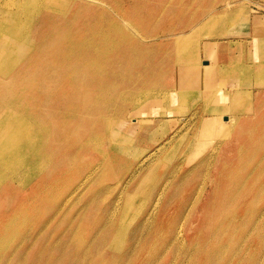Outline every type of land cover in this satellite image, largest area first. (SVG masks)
<instances>
[{"label":"rangeland","instance_id":"374dc122","mask_svg":"<svg viewBox=\"0 0 264 264\" xmlns=\"http://www.w3.org/2000/svg\"><path fill=\"white\" fill-rule=\"evenodd\" d=\"M14 9L23 24L0 29L3 41L14 37L13 50L0 52V80L10 68L20 81L28 72L43 77L50 70L34 58L64 50L72 61L81 52L69 49L83 45L93 54L109 46L100 58L116 84L106 78L109 87L92 92L112 94L104 132L93 122L107 115L92 101L76 107L74 89L62 91L72 106L60 120L68 136L61 122L57 132L41 119L42 101L60 97L54 86L23 105H0V191L4 180L17 184L0 212V264H119L110 258L132 246L125 264H264V62L255 61L264 56V0H18ZM197 84L206 99L194 110ZM16 128L26 131L13 152ZM62 158L69 163L59 169ZM98 223L107 244L90 259Z\"/></svg>","mask_w":264,"mask_h":264},{"label":"bare ground","instance_id":"6f19581e","mask_svg":"<svg viewBox=\"0 0 264 264\" xmlns=\"http://www.w3.org/2000/svg\"><path fill=\"white\" fill-rule=\"evenodd\" d=\"M17 1L18 0H0V10H2L0 12V29H2L3 26L12 27L13 29H16L17 25L22 23V22L19 23L18 17L15 16L14 7L17 6ZM21 1L22 2H28L29 0H21ZM208 3H209V1H208ZM121 7H123V6H121ZM156 8H158V7H156ZM56 14L58 15L59 12L57 11ZM53 15H54V13L48 14L47 16L49 18L45 19L43 22L46 23V22L51 21ZM186 24H188V23H186ZM24 25L31 27L32 25L36 26L37 24H34V22H24ZM91 26H93V25H91ZM175 29H176V27H175ZM29 31H30V28L28 29V31L26 33H24V37H26L27 40H29V38H30V32ZM87 32H89V31H87ZM260 32H261V30H260ZM153 34H155V32ZM259 35H260V33H259ZM1 37H2V32L0 31V52H4V51L10 52V51H12L13 50V39H14V37H10V40L8 42L7 41H3L1 39ZM56 40L57 41H61L59 38H57ZM111 44L114 45V43H112V42H111ZM81 47H82V49H80L77 46L76 47L74 46V47L69 49L71 52H74V53H80L81 52L78 55V57L73 59L72 61H69V57L65 56L63 54L64 50H61V52L58 53V55L55 58L50 57L49 59L43 60V61H42V57L34 58L35 62H37L38 60H39V62H43L45 64V67L47 68V70H50L43 77H38L37 75L28 72L27 76H26V79L23 80V81H20L18 79L13 78V74H16V71L12 70L13 68H10V70L5 71V73H4L5 77L1 78L0 84L4 85L5 87H8V88H3V89L0 90V105H2L7 99H13V100L16 101L17 105H19V104L23 105L31 97L36 99L37 93L40 91L41 88L48 89V88H51V87L54 86L53 87L54 90L58 89L60 91L59 94H58V96H60V97L54 96V97H50L48 100L42 101L44 103L45 108H46V112L41 116V119L45 120L46 122H52V120H53L54 123H52V125L55 128V130L58 132L59 131L58 123L61 122L60 120L68 118L70 113H71V107L72 106L69 105V104L66 105V100L67 99L65 97H63L64 93L62 92V91L65 90L64 88L66 87V88H68V90L69 89H74L75 91H77V93H75L76 96L78 94L82 95L81 96L82 100H79V101L77 100V97H75L76 100H74V101L77 102L76 107H79V109H81L83 107V105L85 104V102L92 101V107H95L96 109H99L100 112H102V113L107 115L106 117H105V115L101 116V117L98 118V121L93 122L94 123V128H95L96 131H100V132L106 131L109 128V124L107 123L108 120H105V119H109L108 117H110V115H112V112H111V110H109V112L108 111L106 112V109L108 107L105 104V101L106 100L110 101L112 99L111 98L112 94L109 95L108 93H102V94H99V95L97 94V96H95L92 92H95V91H98V90H102V89H107L109 86L104 83L106 81V78L109 79V83H111L112 85L116 84L115 83L116 82V75L114 74V75L108 76L110 73L108 75L106 74L105 71H107V70H105L103 68L105 66H109V65H108L107 62L103 61V59H104L103 57L100 58L102 54H107V51L109 50L108 49L109 46H105L106 49L100 50L97 54H93L91 52L92 50H94L91 47H86V46H83V45ZM96 58H97V61L90 62L91 59H96ZM8 61H9V59H8ZM26 63L27 62L25 61V64ZM3 64H1V66ZM35 66L36 67H34V68L37 69L40 65L36 64ZM62 66H64L63 69H69L70 68V69H75V70H79V71H82L81 67L85 68L86 69V74L84 76V79L76 78V77H74V78L69 77L67 75V70L58 73V70ZM7 73L9 74L8 77L6 76ZM123 74H125V73H123ZM189 74H191L190 71H189ZM30 75H31V78H33V79L29 78ZM171 76H173V75H171ZM170 78H172V77H170ZM170 78H168V80ZM32 80L37 82L36 90L35 89H29V88H27L25 86L28 83H30ZM166 82H167V80H166ZM167 84L169 85V83H167ZM171 86H173V85H171ZM137 87H140V85H138ZM170 88H173V87H170ZM160 93H162V92H160ZM175 95H176V93H175ZM63 107H64V109L65 108H68V109H66L65 112H62ZM130 122H134V121H130ZM112 123L114 125L113 121H112ZM134 123H136V122H134ZM134 123H132V124H134ZM141 124H142L141 125V129H142V126H143L144 122H141ZM17 125H19V123ZM60 129H61V132H62L63 135L68 136L70 134L69 129L66 126H64L62 124V122L60 123ZM25 131H26V129H21V128H16L15 129L11 151H13V152L18 151L19 147L17 145V142L24 135ZM251 132H253V131H251ZM133 133H136V131H134ZM114 141H115V139H114ZM170 141L171 140L169 139L167 142H164L163 144H159L155 148L154 147L151 148L141 158V160H139V162L136 164L135 168L133 169L132 176H135L139 171L144 170L148 165H150L152 163V161L154 159L158 158L159 155L161 154V152L163 151V149L165 148L166 144L168 142H170ZM112 142H113V140H112ZM82 146H85V144H82ZM120 146H122V143L120 144ZM52 152H54L53 151V147L49 148V153L52 154ZM54 154L55 153H53V155ZM53 162H55L54 164H56L55 159H53ZM68 163H69V159H63L62 158L61 160H59L57 162V167H59V169H61L62 167H65V165L68 164ZM53 172H54V169L50 171V174H52ZM2 182H10V184L2 186L3 190L0 191V212L3 210L7 199H10L9 195L13 196L14 191H11L9 189H12V187H14V185H17V184L14 183V180H7V181L4 180ZM5 194L8 195V196H6ZM156 204H158V203H156ZM111 220L108 223H111ZM176 227L178 228V226H176ZM95 228L97 230L95 231L94 236H99V237L96 240H92V242L90 244V247L88 248L86 256H88L89 258L91 257L90 259H92V257L94 256L93 255L94 253H92V252H96V254H100L101 252L103 253V251H105L104 249H105V246L107 244V240H106L107 239V234H109V231H107L108 229L103 224H99L98 223ZM257 228H259V227H257ZM249 229H251V228H249ZM223 230H224V228H223ZM137 231H138V233L141 232L140 229H137L136 232ZM16 233H18V232H16ZM135 235H137V233ZM26 236L30 237L28 234ZM9 238H10V236L8 237V239ZM113 245H114V243H113ZM134 250H135L134 246H132L130 248H127L125 253L123 252L124 255H122L121 253H116L117 255H113L110 258V260L113 261L112 258H116V260H119L118 261L119 264H125L130 259L131 255H132V252ZM11 256L12 257H16V259L18 257H20L18 255V253L15 255L14 252H13V254H11ZM63 257H64V255L61 257L60 261L63 260ZM66 259H67V257L64 260H66ZM17 261L19 263H22V260H20V258H18ZM69 262L71 264H83L85 262V260L76 259L74 261H71L69 259L68 263Z\"/></svg>","mask_w":264,"mask_h":264},{"label":"crops","instance_id":"0c3cea01","mask_svg":"<svg viewBox=\"0 0 264 264\" xmlns=\"http://www.w3.org/2000/svg\"><path fill=\"white\" fill-rule=\"evenodd\" d=\"M254 29H255V26L253 25L251 28V31L253 32ZM248 37H250V35H248ZM251 51H254V49H252ZM247 60L253 61V60H255V58L253 56V59H252L251 55H247ZM255 61L256 62H264V56L261 59H256ZM198 86H199V84H197L195 95L189 103L190 108L194 109V110L198 109L199 105L203 104L205 102V99H206L205 88L202 86L201 87L200 86L198 87Z\"/></svg>","mask_w":264,"mask_h":264}]
</instances>
